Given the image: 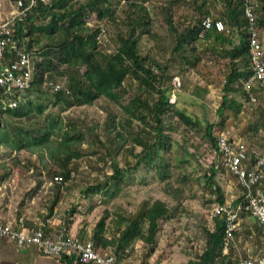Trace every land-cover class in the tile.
Wrapping results in <instances>:
<instances>
[{"label": "trees", "instance_id": "16d2710c", "mask_svg": "<svg viewBox=\"0 0 264 264\" xmlns=\"http://www.w3.org/2000/svg\"><path fill=\"white\" fill-rule=\"evenodd\" d=\"M16 1L18 0H12L13 6ZM21 1L24 6H28L29 0ZM147 1L125 0L121 10L122 18L116 15L110 0H52L47 5L36 1L24 16L16 19L12 31L13 39L31 57L33 80L31 87L20 93L15 108L0 105V147L11 152L27 151L36 155L41 169L48 175H55L53 180L55 177L60 178L58 185L63 184L70 178L72 171L76 170L75 162L84 156L80 148L85 139L81 128L83 122L80 125L72 123L63 126L62 122L46 119L43 117L45 106L25 103L23 95L45 91L53 98L54 106L63 105L65 108L92 106L96 100L104 98L120 107L127 116L125 122L129 127L133 121H138L145 130L149 129L140 131V134L146 133L149 137L145 141L138 134L134 138L136 145L141 148V151L134 155V164L124 169L113 165L110 178L115 189L109 193L108 200L118 194L119 183L124 175L146 167L152 169L159 182L163 183L165 194L172 196L177 204H180L182 190L171 185L172 169L165 155L172 146V134L179 130V126L182 127L180 133L185 138L189 129L195 128L197 124L174 104L169 103L171 92L175 89L169 75L172 63L177 62L184 70H190L200 63L202 54H210L223 66L219 69L222 70L221 73L211 75L222 87L221 103L216 111L220 118H223L227 108L231 107L236 114L242 108L241 103L230 97L232 93L243 94L245 101L252 104L257 100L255 96L258 90L263 92L258 84L248 89L244 86L252 76L248 51L249 26L244 14V0L183 1L182 3L190 7L197 17L196 20L186 21L179 26L173 21L174 2L155 6L154 13H151L146 6ZM254 13L259 29V41L264 50V0L257 1ZM91 16L94 18L93 24L88 21ZM156 17L161 20L162 25L159 26L165 31V35L170 37V44L166 48L170 57L166 63H161L152 53L161 36L154 30ZM206 18L222 21L225 31L204 30L202 22ZM102 29L104 35L97 39ZM111 29H114L112 36ZM234 32L239 36L237 44H234L232 39ZM201 41L205 42L202 53L196 46L197 42ZM149 43H152V48L147 47ZM11 60L13 58L8 56L6 62ZM50 73L56 77H64L67 86L63 87L59 83L60 89L52 92L48 83L57 82L47 78ZM127 79L137 84L140 94L122 105L121 99L129 93L125 87ZM207 92V86H203L195 87L192 93L203 101ZM143 95H146V98ZM252 98L255 99L254 102L251 101ZM261 110L263 118L251 128L254 132L260 128L264 129V106L260 107L259 111ZM31 122L34 124L28 125ZM217 126V123L207 124L205 129V138L214 150L215 159L217 153L214 130ZM90 131L93 132L94 127H91ZM94 136L97 138L96 133ZM117 137H120L118 132ZM184 145L185 140L180 147L181 157L186 153ZM46 148L54 151L49 159L57 165L56 172L49 169L50 161L44 153ZM121 148L122 145H119L118 150ZM9 163V168H6V163H0V170L5 172L0 176V183L18 164L16 158ZM216 163L217 161L213 160L201 172L206 194H215L217 200L222 203L225 192L220 186L218 175L223 174V170L216 169ZM175 181L184 182L185 176ZM101 188L100 185H89L81 194L85 199L92 200ZM206 201L210 203L209 199ZM56 202L57 197L49 209L51 217ZM73 211L74 209L71 213ZM171 212V208L160 200L151 204L141 203L135 214L116 217L117 233L108 240L105 238L108 216L105 211L106 215L93 227L91 240L96 246L111 245L116 254L121 256L125 249L132 248L136 241L142 239L148 246L141 263L145 264L154 251L159 223L163 219L171 218ZM143 223L146 224L145 233L142 231ZM212 223L211 229L205 226L200 229L204 241L202 251L185 264H234L229 258L230 255H222V220L215 218ZM57 228L48 222L43 226V232L51 235V231L54 233ZM247 234L249 232L246 230L245 235ZM59 261L63 264H73L69 257H63Z\"/></svg>", "mask_w": 264, "mask_h": 264}, {"label": "rangeland", "instance_id": "374dc122", "mask_svg": "<svg viewBox=\"0 0 264 264\" xmlns=\"http://www.w3.org/2000/svg\"><path fill=\"white\" fill-rule=\"evenodd\" d=\"M144 1V0H139ZM188 0H148L146 6L151 13L158 5H167L174 2L172 13L175 24L196 20L197 15L190 7L182 2ZM116 15L122 18V5L125 0H110ZM12 0H0V14L8 15L12 8ZM219 10V9H218ZM154 30L161 36L158 39V46L152 50L153 55L161 63L168 61L169 52L166 50L170 44L169 36L159 25L161 20L156 17ZM89 24L94 23V18H89ZM114 29L110 30L111 36ZM234 44L239 41L236 32L232 37ZM198 51L202 53L205 42H197ZM152 48V43L147 44ZM223 66L219 64L210 54H202L200 63L187 70L172 63L169 75L171 84L179 80L180 87L171 92L169 103L174 104L177 109L189 116L197 125L190 128L187 136L182 137L179 130L172 134L173 143L165 157L171 165L172 178L171 185L182 190L181 203L165 194L163 183H160L155 172L146 167H140L130 174L124 175L119 183V192L115 198L108 200L109 193L114 188V182L110 176L113 173V165L119 168H128L134 164L135 156L141 148L136 145L134 138L137 134L145 141L149 137L147 134H140L145 130L138 121H133L129 127L126 124L127 116L121 111L119 106L104 98H99L92 106H75L65 108L54 106L53 98L46 92H29L23 95V102L45 106L43 117L46 119L62 122L63 126L75 123L82 124V131L85 139L81 145L84 156L78 159L76 170L70 174V178L63 184L55 183V175L46 174L38 163L36 155L27 151L11 152L0 147V163L7 164L16 158L18 164L12 168L7 178L0 183V219L4 222L14 224L19 219H23L24 225L36 228L46 225L47 221H52L56 225H65L72 235L82 237L81 239H92V230L100 218L106 215L105 238L111 239L116 235V217L118 215L127 216L136 213L141 203L151 204L155 200L164 202L172 210V217L160 221L159 230L154 243V251L148 257L145 264H185L193 260L196 254L200 253L204 246L201 228L209 229L213 226V219L210 217V205L206 201V185L202 177L201 170L206 168L214 159L215 153L205 138L207 124L217 123L214 133L223 132L231 138H239L255 153L264 155V129L257 132L251 130L258 120L263 118V111H259L264 106V93L258 90L256 102L250 104L245 101L243 94L232 93L230 97L241 103L242 108L236 114L233 109L227 108L220 118L217 109L221 103L222 87L212 79L211 75L221 73ZM208 72V74H207ZM47 78L55 80L63 87L67 86L64 77H56L52 73L47 74ZM207 86L208 92L203 101L193 95L195 87ZM125 87L129 93L121 99L122 105L135 95H139L135 82L127 79ZM146 98V95H143ZM34 122L28 123L33 125ZM151 125V123H150ZM94 127L91 132L90 128ZM149 129L147 128L148 131ZM117 132L120 137H117ZM95 133L97 138H95ZM184 145L185 154L181 157L180 147ZM122 148L118 150V146ZM118 150V151H117ZM131 151V152H130ZM47 160L50 161V171L56 172L58 167L49 157L54 154L52 149H44ZM4 170H0V176ZM185 176V181L176 182ZM220 186L226 191L237 192L233 179L228 175H218ZM89 185H100L92 200L85 199L81 191ZM105 185V186H104ZM57 197V202L53 207V215H49L52 201ZM92 207V210H90ZM74 211L71 213V210ZM253 219L246 218L245 223L253 226ZM246 226V224H245ZM256 229V228H255ZM142 231L145 233L146 224H142ZM245 234V232H244ZM10 244V250L15 255L23 250H14L11 242L0 240ZM138 247V252L131 253L125 262L131 264H141L143 256L148 251V246L144 240H138L134 244ZM15 247V246H14ZM101 249L108 252L112 246H102ZM16 248V247H15ZM229 257L233 263V256Z\"/></svg>", "mask_w": 264, "mask_h": 264}, {"label": "built area", "instance_id": "2783aa9c", "mask_svg": "<svg viewBox=\"0 0 264 264\" xmlns=\"http://www.w3.org/2000/svg\"><path fill=\"white\" fill-rule=\"evenodd\" d=\"M40 1L44 5L52 0H29L24 6L21 0L15 2L8 15L0 14V105L15 108L20 93L31 87L33 80L32 60L27 51L13 39L16 19ZM258 0H244V14L248 19L249 58L252 76L244 83L246 89L258 84L264 93V50L259 41V29L256 26L254 9ZM204 30L225 31L222 21L206 18L202 22ZM227 32V31H226ZM102 29L99 39L104 34ZM8 56L13 58L6 62ZM52 92L60 89L58 83H48ZM175 89L180 87L179 80L173 81ZM255 101L254 98L251 99ZM216 169L233 179L237 192L226 191L224 202L220 203L215 194L206 195L210 200L209 214L212 219L219 218L224 224L222 255H232L235 264H264V156L252 151L239 138H231L223 132L215 133ZM253 156V157H252ZM60 178L55 177L56 183ZM246 218L253 219V226L245 223ZM54 224L52 221H48ZM246 224V226H245ZM56 232L47 235L43 226L29 228L23 219L14 224L0 219V240L11 242L16 249L35 247L44 257L60 260L69 257L73 264H131L125 262L131 253L138 252L135 245L125 249L121 256L111 248L108 252L96 246L91 239H81L72 235L65 225H56ZM249 234L245 235V231Z\"/></svg>", "mask_w": 264, "mask_h": 264}, {"label": "crops", "instance_id": "0c3cea01", "mask_svg": "<svg viewBox=\"0 0 264 264\" xmlns=\"http://www.w3.org/2000/svg\"><path fill=\"white\" fill-rule=\"evenodd\" d=\"M51 226H56V224H51ZM254 231L258 234L257 229ZM52 233L53 231H51V234ZM11 246H13L11 248L15 251L17 250L14 245ZM21 250H23L21 253L13 255V252L10 250V244L0 242V264H63L58 260L44 257L37 252L35 247H29Z\"/></svg>", "mask_w": 264, "mask_h": 264}]
</instances>
